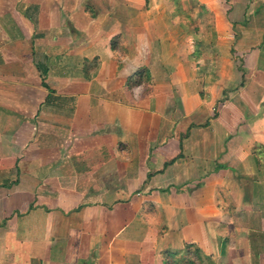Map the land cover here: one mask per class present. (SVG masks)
Returning a JSON list of instances; mask_svg holds the SVG:
<instances>
[{
  "label": "crops",
  "instance_id": "crops-1",
  "mask_svg": "<svg viewBox=\"0 0 264 264\" xmlns=\"http://www.w3.org/2000/svg\"><path fill=\"white\" fill-rule=\"evenodd\" d=\"M174 3L0 0V264H264V0Z\"/></svg>",
  "mask_w": 264,
  "mask_h": 264
},
{
  "label": "rangeland",
  "instance_id": "rangeland-1",
  "mask_svg": "<svg viewBox=\"0 0 264 264\" xmlns=\"http://www.w3.org/2000/svg\"><path fill=\"white\" fill-rule=\"evenodd\" d=\"M182 1L183 0H175V3H174V5L176 6V9H177V12H179V13H182Z\"/></svg>",
  "mask_w": 264,
  "mask_h": 264
},
{
  "label": "trees",
  "instance_id": "trees-1",
  "mask_svg": "<svg viewBox=\"0 0 264 264\" xmlns=\"http://www.w3.org/2000/svg\"><path fill=\"white\" fill-rule=\"evenodd\" d=\"M138 77L142 78L141 75H139Z\"/></svg>",
  "mask_w": 264,
  "mask_h": 264
}]
</instances>
